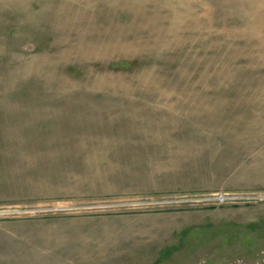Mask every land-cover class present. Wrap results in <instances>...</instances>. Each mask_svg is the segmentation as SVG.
I'll return each instance as SVG.
<instances>
[{"label":"rangeland","instance_id":"1","mask_svg":"<svg viewBox=\"0 0 264 264\" xmlns=\"http://www.w3.org/2000/svg\"><path fill=\"white\" fill-rule=\"evenodd\" d=\"M0 264H264V0H0Z\"/></svg>","mask_w":264,"mask_h":264},{"label":"built area","instance_id":"2","mask_svg":"<svg viewBox=\"0 0 264 264\" xmlns=\"http://www.w3.org/2000/svg\"><path fill=\"white\" fill-rule=\"evenodd\" d=\"M228 195H220L218 199H221V201L226 202L228 200ZM249 198V197H246Z\"/></svg>","mask_w":264,"mask_h":264}]
</instances>
